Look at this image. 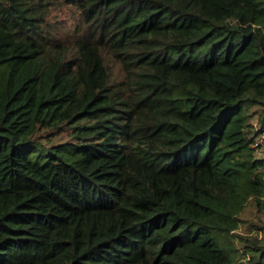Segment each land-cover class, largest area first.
I'll return each mask as SVG.
<instances>
[{"label":"trees","instance_id":"1","mask_svg":"<svg viewBox=\"0 0 264 264\" xmlns=\"http://www.w3.org/2000/svg\"><path fill=\"white\" fill-rule=\"evenodd\" d=\"M255 115L264 0H0V264H264Z\"/></svg>","mask_w":264,"mask_h":264},{"label":"rangeland","instance_id":"2","mask_svg":"<svg viewBox=\"0 0 264 264\" xmlns=\"http://www.w3.org/2000/svg\"><path fill=\"white\" fill-rule=\"evenodd\" d=\"M70 22L71 21H69V24ZM252 123L253 125H257L261 127V124H259L257 115H255L254 118L252 119ZM47 139L44 138L43 142L45 143L51 142V145L65 143L69 140V131L56 130L54 131L51 139L50 140H47ZM260 147L261 146L258 147V150L257 148L255 149L256 158L264 157V149ZM239 218H241V222L239 225V229L236 231L235 235L233 236V239H239L237 235L239 234L241 236H244V238H250L253 241H256L258 243H261V242L264 243V213L258 214L256 207L252 204V202H250L247 205V207L244 209V211L240 214Z\"/></svg>","mask_w":264,"mask_h":264},{"label":"built area","instance_id":"3","mask_svg":"<svg viewBox=\"0 0 264 264\" xmlns=\"http://www.w3.org/2000/svg\"><path fill=\"white\" fill-rule=\"evenodd\" d=\"M254 131L257 134H259L254 144L255 149L257 148L258 150L259 146H261L260 148L264 149V127H259L257 125H254ZM257 159H262V158L259 157Z\"/></svg>","mask_w":264,"mask_h":264}]
</instances>
